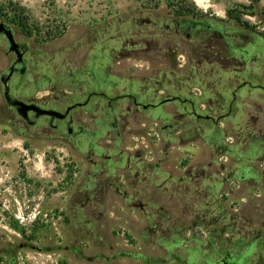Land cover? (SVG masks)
<instances>
[{"label":"rangeland","instance_id":"obj_1","mask_svg":"<svg viewBox=\"0 0 264 264\" xmlns=\"http://www.w3.org/2000/svg\"><path fill=\"white\" fill-rule=\"evenodd\" d=\"M10 1L25 8L23 16H27L30 33L11 21L19 11L11 9ZM0 6V12L7 14H0V21L9 24L15 39L25 44L30 60L27 72L14 75L12 82L16 78L51 76L54 67L61 68L62 60L67 61L69 55L81 58L86 52L98 54L104 44L112 56L110 63L125 75L135 74L147 65L167 72V57L158 61L144 57L141 67L138 59L116 56L131 40H140L138 47L144 48L158 43L164 54L174 39L180 64L177 76L183 85L190 75L186 71L191 68V86L178 89L177 83L174 91L161 87L162 96L175 94L181 100L155 106L149 112L167 116L173 106L177 114L192 110L201 115L192 120V125L203 129V138L182 144L175 138L173 147L163 152L162 139L167 130L159 132L157 139L148 129L153 135L147 140L128 136L123 144L136 143L145 151L157 150L156 156L164 159V172L158 174L151 188L163 182L168 170L174 177L182 176L187 166L199 161L207 172L198 186L203 193L198 195L193 184L171 200L168 192L160 194L159 200L140 196L130 200V196L124 198L109 188L105 196L96 195L86 201L77 195L87 176L85 160L65 143L36 133V127L29 129L28 136L14 132L3 114L5 101L0 82V264H206L208 254L199 249L207 247L211 230L227 229L226 236L235 237L237 231L241 236L260 227L264 152L253 159L247 150L252 137L264 147V0H0ZM185 8L191 11L182 16L176 13ZM229 10L239 14L254 31L237 24L229 17ZM183 18L240 28L257 45L247 46V62L235 65L237 68L213 60L208 51L203 52L201 64L192 61L194 66L190 67L186 40L183 34L173 33L175 22ZM5 43L0 38V74L11 59L5 53ZM244 80L250 85H242ZM206 115L219 116V121ZM142 121L147 128L156 127L151 121ZM164 122L159 119L158 126ZM151 155L147 152V158ZM244 164H254L262 170L257 185L239 178L236 172L226 178L228 170ZM118 178L120 182L122 177ZM171 184L167 180L162 187L170 189ZM123 188L134 192L126 183ZM138 199L153 215L146 216L133 206ZM158 206H164L172 215L158 211ZM214 218L219 220L211 224ZM155 226L162 230L177 228L184 239L174 243L154 233ZM194 247L193 256H189L187 249ZM239 264H264V249L255 247L247 261Z\"/></svg>","mask_w":264,"mask_h":264},{"label":"flooded vegetation","instance_id":"obj_2","mask_svg":"<svg viewBox=\"0 0 264 264\" xmlns=\"http://www.w3.org/2000/svg\"><path fill=\"white\" fill-rule=\"evenodd\" d=\"M228 30L226 32L224 27L218 24L214 25L208 20L183 18L180 22H175L173 33L174 35L183 34L190 53V67L194 66L191 65L192 61L196 62L197 65L202 63L203 38L214 35L212 40L221 47L222 51L220 54L208 51V55L227 67L237 68V66L247 62L249 57L247 46L257 44L255 39L250 37V34L240 30V28H228ZM0 38H4L6 41L3 34H0ZM140 43V40L124 43L116 57L138 59L141 61L139 64L141 67L144 57H151L155 61L160 60L161 57H167L169 60L167 72L161 71L157 66L149 67L147 65L135 74L125 75L110 63L112 56L104 44L99 49L98 54L89 55L86 52L81 58L69 55L67 61L62 60L61 68L54 67L55 71L51 76L44 74L41 78L34 76L29 80L16 78L12 82L14 75L23 76L27 72L30 63L26 56L28 49L25 44L19 43L24 52V66L21 70L20 63L17 62L14 65V72L8 81L10 97L12 99L17 98L27 105L35 104L41 108L56 110L65 115L59 117V115L41 114L35 117L36 110L29 109L27 111L28 118H24L18 113L16 106L6 102L2 108L3 114L7 116V123L12 130L17 131L19 135L28 136L29 129L36 127V133L65 143L75 154L85 160L87 176L84 185L78 188L77 195L86 201L96 195L105 196L109 188H113L116 193L122 194L124 198L130 196V200L139 196L140 199L159 200L160 194L166 192H168L167 196L171 200L175 194L188 190L189 184L195 185L197 195L203 193V191L198 190L203 175L207 173L203 169V162L190 164L184 169L182 176L178 177H174L168 170L163 182L157 184L156 188H151L150 185L157 180L158 174L164 172L160 167L164 159L156 156L157 150L145 151L136 143L132 146L123 144L128 136L147 140L149 135L155 134L157 139H160L159 132L165 129L167 133L166 138L162 139L164 140L163 152L173 147V139L175 138L180 144L193 138H203V129L200 126L192 125V120L201 115L192 110L177 114L175 106H173V112H168L167 116L149 112V109L155 106H161L174 99L181 100L180 96L175 94L162 96L161 87H171L174 91L177 88L175 87L177 83L178 89L190 88L191 86L190 80H188L191 77V68L186 71L190 75L184 79L183 85H181V78L177 76V67L180 64L177 61L175 40H171V43L164 50V54H161L162 51L158 43L152 47L147 44L145 48L138 47ZM6 44L7 42L5 46ZM123 49H126L125 53L122 52ZM5 53L10 55L11 59L5 72L1 74L7 73L8 67L13 64L16 58L13 52H7V47ZM117 60L116 63L119 62ZM146 69L147 71H145ZM161 72L162 76L160 77ZM243 82L250 85L246 80ZM206 118L212 117L206 115ZM159 119L165 120L161 126H158ZM212 119L217 122L219 116ZM142 120L151 121L156 127L147 128ZM148 129L153 130V134ZM187 135L191 136L186 138ZM254 138L250 139L251 143L248 144L247 153L256 159V155L264 152V147ZM223 150L226 152L228 149L224 146ZM147 152L152 154L151 158H147ZM224 168L223 165L220 166L221 170ZM234 172L239 178L248 180L253 186L260 182L262 174V170L258 166L244 164L242 167L228 170L226 178H231ZM118 176L122 177L120 182ZM167 180L172 181L170 189L162 187ZM123 183H126L134 192L129 193L123 188ZM138 185L139 188H136ZM149 189L153 190L147 192ZM140 199L133 206H136L146 216L153 215L146 203L141 202ZM156 209L167 211L168 216L172 215L164 206H158ZM260 216V227L252 228L247 234L241 236L239 231L235 237H227L225 234L227 229L215 228L211 230L212 232H209V236L206 238L207 247L199 249L200 252H207L208 254L206 264L245 263L248 257L254 253L255 247L264 249V210ZM218 220V218H214L211 224ZM152 231L167 236L174 243L184 239L182 232L174 227L162 230L155 226ZM194 249L195 247L187 249L189 256H193ZM1 251L4 252L5 250Z\"/></svg>","mask_w":264,"mask_h":264},{"label":"water","instance_id":"obj_3","mask_svg":"<svg viewBox=\"0 0 264 264\" xmlns=\"http://www.w3.org/2000/svg\"><path fill=\"white\" fill-rule=\"evenodd\" d=\"M0 34H3V36L6 39L7 52H13L16 55L15 61L7 69V73L1 74V76H0V82L3 84V98H4L5 102L8 103L9 105L16 106L18 113L24 118H28L27 117V111L29 109L36 110L35 117H38L41 114H47V115H51V116L52 115H59V117H64L65 114H62L56 110L44 109V108H41L35 104L27 105L23 101H21L17 98L12 99L10 97L8 81L14 72L15 63H17V62L20 63L21 64V70L23 69L24 52L21 49L19 42L15 39L13 29L11 28V26L9 24H7L4 21H0ZM245 83L246 82H243L242 84L244 85ZM21 246L22 245H20L19 247H21ZM29 246L34 248V249L41 250L40 247L33 246V245H29ZM92 259H93V257H88V260H92Z\"/></svg>","mask_w":264,"mask_h":264},{"label":"trees","instance_id":"obj_4","mask_svg":"<svg viewBox=\"0 0 264 264\" xmlns=\"http://www.w3.org/2000/svg\"><path fill=\"white\" fill-rule=\"evenodd\" d=\"M12 3H13L12 1L9 2V4L12 7L11 9L14 12L19 11V13L18 14L15 13L11 17V21L14 22L15 24H17L22 31H25L26 33H30V30H29V27H28V24H27L28 22L26 20L27 19V16H25V15L23 16V13L25 12V8L23 6L18 5V4H12ZM0 7H2V6H0ZM190 11L191 10L185 8L183 10H181V9L180 10H177L176 13L178 15H181L182 16V15H184L183 14L184 12L186 14V13H188ZM0 14L1 15H4V16L7 15L6 13H3L2 14L1 12H0ZM228 15H229L230 18H232L241 27L243 26L244 28H247V29H250V30L254 31V29H252L253 26H251L247 21L241 20V16L239 14H232V11L229 10L228 11ZM227 29H228V27H224V31L227 32L228 31ZM212 38L214 39V35H212L209 38H206V37L203 38V52H205V51H212L215 54H220L221 51H222L221 50V47L214 40H212Z\"/></svg>","mask_w":264,"mask_h":264},{"label":"crops","instance_id":"obj_5","mask_svg":"<svg viewBox=\"0 0 264 264\" xmlns=\"http://www.w3.org/2000/svg\"><path fill=\"white\" fill-rule=\"evenodd\" d=\"M163 163H161V165H160V167H161V169L163 170V165H162Z\"/></svg>","mask_w":264,"mask_h":264}]
</instances>
